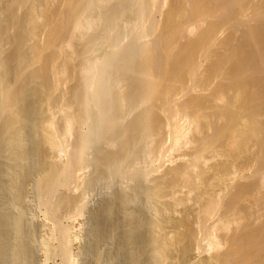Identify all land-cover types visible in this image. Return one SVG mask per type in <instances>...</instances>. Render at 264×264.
I'll return each instance as SVG.
<instances>
[{"label":"bare ground","instance_id":"bare-ground-1","mask_svg":"<svg viewBox=\"0 0 264 264\" xmlns=\"http://www.w3.org/2000/svg\"><path fill=\"white\" fill-rule=\"evenodd\" d=\"M73 251L264 264V0H0V264Z\"/></svg>","mask_w":264,"mask_h":264},{"label":"rangeland","instance_id":"rangeland-1","mask_svg":"<svg viewBox=\"0 0 264 264\" xmlns=\"http://www.w3.org/2000/svg\"><path fill=\"white\" fill-rule=\"evenodd\" d=\"M101 191H102V192H101ZM92 194H93V195H92ZM103 194H104V190H100V189L97 190V191H95V193H94V192L91 193L92 196H91V195L88 196V198H89V199H88V204H89V206H90L91 208L96 207L97 204L101 201V198H102ZM97 197H98V198H97ZM100 197H101V198H100ZM94 201H95V202H94ZM96 202H97V204H96ZM94 203H95V204H94ZM34 211H35L36 214L38 213L37 215L35 214V215L37 216V219H38V220H40V219L43 218V215L41 214L42 212L40 211L39 208L35 209ZM36 211H37V212H36ZM39 211H40L41 213H40ZM87 213H88V214L85 213V215L82 217V220H81V219H77V220H81V221L78 222V221L76 220V224H75V226H76L77 229L74 228L73 225H72L69 221L66 222L67 224L71 225V227H72L77 233H79V234L81 233L79 236H80V240L83 239V240H81L82 242H85V241H86V239H85L86 236H87V235H86V232H87L88 230L85 231V229H86L87 227L89 228L90 225H91V224H90V221H89V223H87L88 220L90 219V217H89V212H87ZM38 216H39V217H38ZM88 217H89V218H88ZM85 218H86V220H87V219H88V220L86 221ZM83 219H84V221H83ZM85 221H86V222H85ZM78 223H79V224H78ZM81 223H82V224H81ZM80 224H81L82 226H81ZM84 224H85V225H84ZM88 224H89V225H88ZM78 225H79V226H78ZM83 225H84V226H83ZM86 226H87V227H86ZM78 227H79V228H78ZM83 227H86V228L82 229ZM79 229H80V230H79ZM81 230H82V231H81ZM81 237H82V238H81ZM73 252H74V256H76V258H77V257L79 258V259L77 258V264H80V263H81V264H85V263H84V262H85L84 257H82L83 255L77 254V253H78L77 251H73ZM75 252H76V253H75ZM76 254H77L78 256H77ZM57 261H58V262H57ZM60 261H61L60 258H53L52 260H50L49 263H50V264H55V263H59ZM54 262H55V263H54ZM79 262H80V263H79Z\"/></svg>","mask_w":264,"mask_h":264}]
</instances>
